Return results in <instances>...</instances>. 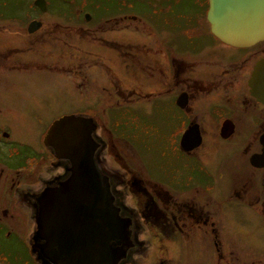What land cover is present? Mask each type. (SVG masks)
<instances>
[{
	"label": "rangeland",
	"instance_id": "rangeland-1",
	"mask_svg": "<svg viewBox=\"0 0 264 264\" xmlns=\"http://www.w3.org/2000/svg\"><path fill=\"white\" fill-rule=\"evenodd\" d=\"M46 1L48 10L43 12L34 5L35 0H0L1 51L12 53L9 60L2 57L0 67L14 69L0 71V172L5 169L0 178V264H41L39 256L44 258L35 247L37 222L30 207L47 186L46 178L53 187L61 174L62 178L69 177L67 162L56 161L53 150L42 143L46 130L63 116L94 119L98 125L96 137L102 144L98 162L111 176L123 216L135 222H143L140 217L146 201L141 186L134 181L140 180L142 188L154 191L158 181L166 185L187 176L193 179L189 160L177 152L172 136L173 108L160 101L150 103L152 100L130 105L135 102L126 101L118 93H154L153 84L141 86V71L132 64L144 45L154 47L158 41L168 47L172 40L169 35L195 36L194 45L227 52L209 36L207 0ZM87 15L93 21L86 22ZM32 22L40 24L35 32L29 31ZM107 41L110 46L104 43ZM110 82H119L125 90L114 89ZM3 131L12 135L10 141L2 137ZM219 147L216 140H207L200 155H206L201 159L205 166L214 169ZM14 180L23 183L17 185L22 187L14 186ZM26 189L33 197L31 201L20 199ZM4 210H8L5 218ZM255 221L245 218L240 225L244 234H252L242 240L239 253L243 262L252 261L251 255L260 250H254L255 245L259 248L257 243L263 235L261 225ZM141 223L133 228L136 247L121 264H158L161 259L186 257L184 250L171 251L172 243L159 251L154 233L147 226L142 228ZM248 243L253 248L247 249ZM261 253L264 255V250ZM203 258L214 260L207 251Z\"/></svg>",
	"mask_w": 264,
	"mask_h": 264
},
{
	"label": "flooded vegetation",
	"instance_id": "flooded-vegetation-1",
	"mask_svg": "<svg viewBox=\"0 0 264 264\" xmlns=\"http://www.w3.org/2000/svg\"><path fill=\"white\" fill-rule=\"evenodd\" d=\"M209 8L210 3L207 0L206 21L211 33L209 36L221 49H225L222 51L227 52L212 50V46L208 45L202 48L194 45L195 36L169 35L172 40L168 47H163L158 44V41L154 47L144 45L132 64L141 71V78H143L141 86L149 87L153 84L154 93H148L146 96L139 95L138 92V95L131 92L118 93L126 101L135 102L130 105L152 100L150 103L160 101L173 108L175 129L172 136L176 140L177 152L189 160L190 175H193V179L188 178L189 176L180 180L174 179L171 183H165L167 186L160 183L162 181H158L154 191L142 188V181H134L133 183L141 186L139 190L146 201L145 212L140 217L143 222H135L130 217L126 218L132 221L131 238L134 234L133 228L141 223L142 228L147 226V230L151 234L154 233L155 245H158L159 251L166 248L168 243H172L171 251L174 248L184 250L186 257H190L188 260L185 259L186 257L181 260L161 259L158 264H264V255L261 253L264 248L260 247L264 244V101L257 97L255 87L251 85L259 63L264 61V40L248 47H235L224 43L211 32L208 20ZM90 18L85 21L90 22L92 16ZM166 42L168 44V41ZM104 43L111 45L109 41ZM11 54L2 52L0 46V65L2 57L9 60ZM202 54L207 57H202ZM127 57L131 58L129 53ZM98 64L96 63V66ZM12 70L14 69L9 66L0 67L2 72ZM110 83L114 89L122 88L119 82ZM122 90L125 89L122 88ZM135 95L137 98L133 100ZM49 128L42 136V143L46 148L51 149L45 143ZM97 132L98 125L94 133L95 140L99 144L95 158L100 169L109 178L113 193L111 176L98 162L102 144L96 137ZM11 136L9 131L2 132L5 140L11 139ZM186 136L192 139L200 138L199 146L187 151L182 145L183 138ZM209 138L220 143L214 155L217 159L216 161L214 158V169L202 163L201 159L206 157L205 154L200 157ZM0 146H2L1 141ZM52 152L56 161L65 162L59 160L54 151ZM66 168L68 169L69 165ZM4 172L5 169L2 168L0 178ZM62 176L63 174L56 178L53 186H57L65 179ZM13 182L16 187L23 184L16 180ZM45 184L47 186L40 195L34 197L30 207L36 222L37 199L52 186L49 185L48 178L45 179ZM17 191L20 192L19 189ZM28 194L26 189L20 194V199L31 201L33 197ZM113 196L123 216L122 207L117 204L114 193ZM7 211L2 212V217L7 216ZM29 217L32 216L29 214ZM245 218L250 221L256 220L254 224L261 225L260 232L263 235H260L261 243H257L259 248L253 243L255 251L260 249L258 254L251 255L254 258L252 261L247 259L243 262L239 253L242 249V240L252 236L251 233L246 232L245 235L240 230V225ZM34 232L37 235V231L34 230ZM8 234L7 236L10 237ZM35 239L38 240L37 237ZM39 244V241L35 244L38 252H40ZM135 247L136 244L128 254ZM246 247L253 248L250 243L246 244ZM188 250L193 252L187 254ZM227 250L231 253H227ZM206 251L208 256L209 252L212 253L214 260L203 258ZM212 261L213 263H210ZM39 262L51 264L40 256ZM34 263L37 264V261L32 262Z\"/></svg>",
	"mask_w": 264,
	"mask_h": 264
},
{
	"label": "water",
	"instance_id": "water-1",
	"mask_svg": "<svg viewBox=\"0 0 264 264\" xmlns=\"http://www.w3.org/2000/svg\"><path fill=\"white\" fill-rule=\"evenodd\" d=\"M71 3L74 0H63ZM208 20L224 43L248 47L264 40V0H209ZM43 12L46 0H36ZM90 20V16H86ZM40 24L32 22L29 31ZM264 101V61L251 81ZM97 125L87 116L66 115L52 123L45 143L69 165V177L48 188L38 199L39 250L51 264H121L134 247L131 219L115 204L109 178L95 159ZM183 138L191 151L200 138ZM194 142V144H192ZM191 143V144H190Z\"/></svg>",
	"mask_w": 264,
	"mask_h": 264
},
{
	"label": "bare ground",
	"instance_id": "bare-ground-1",
	"mask_svg": "<svg viewBox=\"0 0 264 264\" xmlns=\"http://www.w3.org/2000/svg\"><path fill=\"white\" fill-rule=\"evenodd\" d=\"M93 135H94V134H93ZM34 230H36V231H37V227H36Z\"/></svg>",
	"mask_w": 264,
	"mask_h": 264
}]
</instances>
